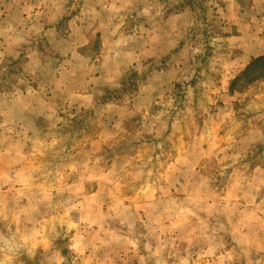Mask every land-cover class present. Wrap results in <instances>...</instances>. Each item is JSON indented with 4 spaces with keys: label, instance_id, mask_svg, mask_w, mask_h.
Wrapping results in <instances>:
<instances>
[{
    "label": "rangeland",
    "instance_id": "rangeland-1",
    "mask_svg": "<svg viewBox=\"0 0 264 264\" xmlns=\"http://www.w3.org/2000/svg\"><path fill=\"white\" fill-rule=\"evenodd\" d=\"M264 0H0V264H264Z\"/></svg>",
    "mask_w": 264,
    "mask_h": 264
},
{
    "label": "trees",
    "instance_id": "trees-1",
    "mask_svg": "<svg viewBox=\"0 0 264 264\" xmlns=\"http://www.w3.org/2000/svg\"><path fill=\"white\" fill-rule=\"evenodd\" d=\"M262 59H264V57H260V58H258V59H256V63L258 62V61H261Z\"/></svg>",
    "mask_w": 264,
    "mask_h": 264
}]
</instances>
